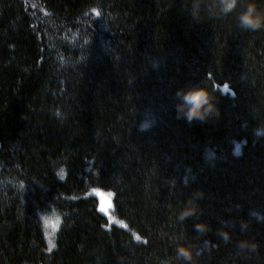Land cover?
<instances>
[{
    "label": "trees",
    "instance_id": "1",
    "mask_svg": "<svg viewBox=\"0 0 264 264\" xmlns=\"http://www.w3.org/2000/svg\"><path fill=\"white\" fill-rule=\"evenodd\" d=\"M249 3L264 16V0H0V264H185V243L194 264H264V27H240ZM191 86L218 114L177 118Z\"/></svg>",
    "mask_w": 264,
    "mask_h": 264
},
{
    "label": "clouds",
    "instance_id": "2",
    "mask_svg": "<svg viewBox=\"0 0 264 264\" xmlns=\"http://www.w3.org/2000/svg\"><path fill=\"white\" fill-rule=\"evenodd\" d=\"M237 0H221V11L224 13L230 12L236 5ZM239 25L245 30H257L264 27V16L257 11L255 3H249L248 7L239 15ZM176 95L178 102L176 104L177 118H184L188 122L193 120L204 121L209 115L213 113L218 114L217 104L215 96L207 86H191L187 88H180L177 90ZM149 127L147 122L141 125L142 129ZM256 134L264 135V129H257ZM196 211L194 206L185 207L179 213V220L183 221L186 217L193 214ZM258 219H264V217H257ZM247 221L244 222L243 227L247 228ZM195 229L204 234L209 230V225L205 222H200L195 225ZM220 236L225 243L229 242L232 238L230 231L222 229ZM258 242L254 239H241L238 242L239 249L249 248L256 250L258 248ZM177 257L184 261L185 264H194L195 257L198 252L190 244H180L176 250ZM119 260H123L124 257H118Z\"/></svg>",
    "mask_w": 264,
    "mask_h": 264
},
{
    "label": "rangeland",
    "instance_id": "3",
    "mask_svg": "<svg viewBox=\"0 0 264 264\" xmlns=\"http://www.w3.org/2000/svg\"><path fill=\"white\" fill-rule=\"evenodd\" d=\"M92 195H94L98 200V211L105 215L108 220L109 225H116L122 228H126L127 225L123 220H120L114 214L112 213V192L111 191H104L98 188H95L91 190L90 192ZM104 209V211H101V209ZM54 214L53 212L47 213L45 216L42 215V220L44 224V232L46 237V242L48 245V248L51 249L54 245V235L58 228V216Z\"/></svg>",
    "mask_w": 264,
    "mask_h": 264
},
{
    "label": "snow or ice",
    "instance_id": "4",
    "mask_svg": "<svg viewBox=\"0 0 264 264\" xmlns=\"http://www.w3.org/2000/svg\"><path fill=\"white\" fill-rule=\"evenodd\" d=\"M101 211H104V209L102 208V209H101ZM137 239H140V237H139V236H137Z\"/></svg>",
    "mask_w": 264,
    "mask_h": 264
}]
</instances>
